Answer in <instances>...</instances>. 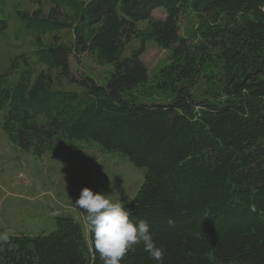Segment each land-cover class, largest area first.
I'll list each match as a JSON object with an SVG mask.
<instances>
[{
    "label": "trees",
    "instance_id": "16d2710c",
    "mask_svg": "<svg viewBox=\"0 0 264 264\" xmlns=\"http://www.w3.org/2000/svg\"><path fill=\"white\" fill-rule=\"evenodd\" d=\"M48 1L47 11L17 13L45 68L35 76L22 55L26 68L14 84L0 75V114L11 143L41 156L66 141H92L145 168L124 206L132 219L149 222L165 249L163 264H264V0ZM160 8L166 17L154 19ZM188 11L201 20L193 37L181 33ZM7 27L0 20V30ZM64 30L72 41H62ZM134 40L142 47L126 55ZM149 40L186 62L172 75L181 84L169 102L133 96L149 77L142 59ZM211 50L222 60L221 83L198 99L194 64ZM82 54L113 66L106 83L73 72L72 58ZM207 73L214 81L213 70ZM57 79L81 90L58 88ZM0 264L102 261L90 231L87 237L67 215L48 234L11 235L0 244ZM121 264L157 262L141 243Z\"/></svg>",
    "mask_w": 264,
    "mask_h": 264
},
{
    "label": "rangeland",
    "instance_id": "374dc122",
    "mask_svg": "<svg viewBox=\"0 0 264 264\" xmlns=\"http://www.w3.org/2000/svg\"><path fill=\"white\" fill-rule=\"evenodd\" d=\"M38 7L47 11L49 1L0 0V20L5 19L8 26L0 30V75L7 73L10 84H14L26 68L25 61L18 59L22 55L27 56L35 76L45 68L37 60L34 35L20 30L21 23L17 17L18 11H33ZM165 17L164 9L154 10V19ZM200 24V17L188 11L180 19L181 33L193 37ZM72 38L71 31L62 32V41L70 42ZM141 44L139 40L132 41L125 54L139 49ZM142 59L148 67L149 77L133 91V96L149 103L171 101L178 89L177 83L181 84L179 80L173 81L172 75L186 66V62L182 58L174 59L172 51L152 40L145 43ZM71 63L73 72L90 75L101 84L106 83L113 69L112 65L97 63L89 54H82L78 60L72 58ZM198 64H194L200 68V74L195 76L194 92L198 99H203L212 88L215 90L220 86L222 60L217 51L211 50L202 55V63ZM210 69L214 76L216 74L212 82L209 81L210 73H207ZM56 86L81 90L79 85L65 79H57ZM2 122L3 115L0 114V228L11 235L48 234L56 229L58 216L71 215L82 224L88 237L87 214L74 204L83 187L107 193L114 200H122L126 204L143 184L145 168L136 167L118 152L103 150L96 142L66 141L62 149L37 156L14 146L4 132Z\"/></svg>",
    "mask_w": 264,
    "mask_h": 264
},
{
    "label": "clouds",
    "instance_id": "9594fccd",
    "mask_svg": "<svg viewBox=\"0 0 264 264\" xmlns=\"http://www.w3.org/2000/svg\"><path fill=\"white\" fill-rule=\"evenodd\" d=\"M74 204L87 214L88 229L102 264H121L127 253L141 243L157 264H163L165 249L154 241L149 222L132 219L131 210L122 200H114L107 193L94 192L85 186ZM10 235L8 231L0 232V244L7 243Z\"/></svg>",
    "mask_w": 264,
    "mask_h": 264
}]
</instances>
